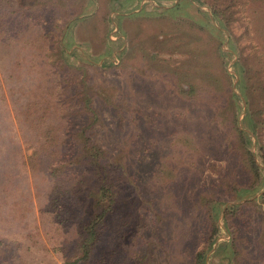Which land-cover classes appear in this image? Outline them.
Here are the masks:
<instances>
[{
    "label": "rangeland",
    "instance_id": "rangeland-1",
    "mask_svg": "<svg viewBox=\"0 0 264 264\" xmlns=\"http://www.w3.org/2000/svg\"><path fill=\"white\" fill-rule=\"evenodd\" d=\"M137 1L134 13L122 10L118 0H15V15L3 13L13 8L0 7V25L11 17L13 32L5 35L0 28V264H66L75 256L80 219L60 224L53 215L58 180L51 165L87 124L88 93L101 115L99 141L115 164L129 157L130 175L136 177L128 183L118 176L119 202L101 249L116 241L123 223L131 222L127 231L132 236L140 222L144 236L152 239L142 264H191L208 246L210 228L199 200L206 193L213 201L228 202L219 223L224 227L225 216L229 226L220 241L231 240L237 231L242 239L230 264H264L259 195L225 214L236 204L224 177L241 184L249 178L239 170V155L230 147L236 137L223 121L230 114V91L239 94L241 74L250 71L253 82L259 78L264 84V3L185 0L175 10L183 0ZM215 6L230 19V33L214 19L223 35L200 22L213 18ZM108 19L114 26L111 39H122L116 49L104 39ZM73 24L75 36L68 33L63 56V36ZM231 36L235 48L229 47ZM239 59L244 65L235 69ZM108 62L113 63L104 65ZM239 105L246 108L244 100ZM51 128L69 139L55 140L50 149L45 134ZM187 136L195 140L184 145ZM162 158L174 160L172 170L156 173ZM89 171L80 167L82 195L72 189L73 198H86L81 217L99 199V185ZM168 173L182 178L176 181ZM64 180V188L71 186ZM208 264H229L226 250L216 245Z\"/></svg>",
    "mask_w": 264,
    "mask_h": 264
},
{
    "label": "trees",
    "instance_id": "trees-1",
    "mask_svg": "<svg viewBox=\"0 0 264 264\" xmlns=\"http://www.w3.org/2000/svg\"><path fill=\"white\" fill-rule=\"evenodd\" d=\"M118 1L121 4L122 10L125 9V11L129 13H134V11L139 8V1L137 0H135L136 2H134V0ZM163 1L166 2L171 0H157L159 3H162ZM184 1L185 0L175 5L174 9H182ZM195 1L202 5L200 0ZM261 1L264 3V0ZM14 2L15 0H0V7L13 8L11 12H9L10 10H5L3 13L15 15ZM143 11L144 9L142 12ZM9 15L7 17H9ZM138 15L139 14H136V17ZM2 16L3 15L0 14V17ZM24 16H26V14H24ZM212 17L213 18L208 19V22H203V20H200L202 25H206L204 28H208L209 30L213 31L214 34L218 32L223 35V31L217 28L211 21L214 19L215 22L217 21L219 23L218 25L222 29L228 30L230 33V19L220 14V10H217L216 6L212 7ZM40 18L41 20L44 19L43 14L40 16ZM83 20L89 21L88 18ZM118 20L120 21L119 17ZM9 22H11V17L8 18L7 24L4 23L3 25H0L1 29H6L5 35L13 33L12 28L9 27ZM76 25L77 24H73L71 27H69L65 33V36H63V42L60 46V53L63 56H67V50L62 48V44L67 43V40L69 39V32L75 36V32L71 31ZM108 25L109 28L106 32V35L104 36V39L107 43V47L116 49L122 43V39L119 38L117 41H113L110 37V34L113 32L114 26L110 19H108ZM202 25L200 24L199 26ZM118 33H122L120 26ZM15 34L18 36L17 32H15ZM233 43L236 46V43L231 36L229 47H234ZM122 53L119 56H121ZM224 55L222 54L223 58ZM241 62L239 59L234 63L235 69L238 66L242 67L244 65V63L242 64ZM112 63L113 62H108L104 65L111 66ZM228 75L230 76V79L234 78L232 74L229 73ZM237 89L239 94L235 93L233 90L230 91V114L226 116L223 121H225L227 124H230L231 131L236 137L235 145L233 142L230 145L232 149L231 151H233L234 154L237 153L239 155V170H241V172L245 174L249 180L247 183L241 184L238 181L230 179L228 176L224 177V185L229 191V198L231 202L236 204V206L227 208V212H225V214H227L231 209L235 210L238 208L239 206L237 204L239 202L255 198L257 195H259L256 200L261 203V216L262 221H264V143L260 140V128L263 125V109L261 106L260 94H264V84L259 81V78L258 81L253 82L251 72L249 71L240 75ZM180 90L183 94L187 93V91L184 89ZM190 91L192 94L194 93L192 88ZM85 99L86 100H84V103L86 108L84 111L88 113L87 124L79 128L75 139L71 141V147L69 148L68 146L67 152L56 157L53 164L51 165V167H54L52 176L58 180L56 181L54 197L52 199L53 206L54 203L56 204V211L52 212L53 215L56 216L57 221H60V224L69 222L71 219H75L77 217L80 219L77 230L79 241L76 247V254L75 256L71 257V259L68 260L66 264H142L144 256L141 255L146 250H149L152 239L151 237L146 238L144 236V230L142 226H140V222L136 224L138 228L136 230V234L132 236H129V233H131L130 230L127 231V225H129L131 222L123 223L121 226H119L120 232L116 237V241L113 242L112 245L101 249V244L103 242L102 239L110 232L109 230L112 227L111 217L113 216L116 206L119 202L120 192L119 188L117 187L118 176H121V178L127 180L128 183L135 181L136 177L132 174L130 175V164H133V162L129 160V157L119 159L117 161L118 163L115 164L113 161L116 158L110 157L109 151L106 150L102 142L99 141L98 124L100 123L101 115L99 111H97V109L92 105V97L90 93L87 94ZM243 100L246 102V108H243L242 105H239V103H241ZM120 115L123 117L122 112ZM242 115L243 117L240 120ZM217 132L219 133L217 127H215V133ZM178 134L180 133L175 134V136H178ZM45 135L46 139L51 143L50 149L53 146L55 140L59 142L58 144H60L61 142L69 139V137L63 134L61 139L58 132L55 131L54 128L48 129ZM214 135L215 134H212L211 137L214 138ZM188 136L187 139H184V145L187 143L190 144L191 141L195 140V138L192 136L189 141ZM178 142L181 143V140ZM221 150L222 148H218L216 151ZM208 153L211 155L213 152L208 151ZM205 155L207 154H202V156ZM173 161L174 160H172V162ZM172 162L171 160L166 162L165 159L162 158L156 168V173H158V170L164 171L166 168L170 169ZM81 166L88 167L90 169L88 173L91 174V181L95 185H99L97 189L99 193V199L91 203L89 206L90 211L85 212L83 217H81L80 213L86 198H73L72 192L73 189L75 190V195L77 193L82 195L81 186H84V184L81 180L83 176V174L80 172ZM116 173H118L117 177ZM168 177H173L175 180H180L182 175L179 176L174 174L173 176L172 174L170 176L168 173ZM64 178L71 182V186L66 188L63 187V185L66 186ZM71 199H73L71 203H73L74 206L70 208L69 203ZM199 200L204 205V212L208 221L210 232L209 236L207 237V248L195 254L194 260L192 259L191 264H208V255L214 250L216 245L219 247V249L226 250V256L229 259V264L234 262V256L236 257L237 253L240 251V242L242 241V239L239 237L238 231L234 234L231 240L220 241V239L227 233L226 230L229 226L228 220L225 216L223 217L224 227L220 226L219 223V219L223 214L225 206L228 202L225 200L213 201L212 198L206 193H202L199 197ZM2 244L0 241V246ZM155 250L156 248L153 249V252H155ZM123 256H125V258H123ZM2 259L3 257H0V263L2 262Z\"/></svg>",
    "mask_w": 264,
    "mask_h": 264
}]
</instances>
